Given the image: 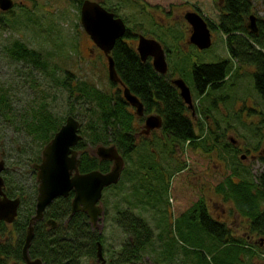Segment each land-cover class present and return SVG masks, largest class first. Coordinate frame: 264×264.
I'll return each mask as SVG.
<instances>
[{"label":"trees","instance_id":"1","mask_svg":"<svg viewBox=\"0 0 264 264\" xmlns=\"http://www.w3.org/2000/svg\"><path fill=\"white\" fill-rule=\"evenodd\" d=\"M73 1L79 8L81 0ZM254 1L258 0L221 1L216 23H209V26L217 25L212 29L222 32L230 60L224 58L216 62L193 63L191 84L195 89L201 91L208 83L210 89L220 87L229 76L231 60L234 59L239 63L238 68L254 66L251 71L253 86L264 100V15L256 17V33L245 26ZM24 8L23 13L29 19L28 8ZM105 8L119 16L112 8ZM136 38L137 28L126 26L123 36L115 40L110 54L117 75L141 100L144 112L154 111L161 116L158 135H155L157 131L148 136L139 133L143 117L135 114L117 83L109 81L111 87L101 88L100 83L80 78L70 68L62 69L59 50L42 52L28 46L19 37L4 44V54L10 60L26 64L27 102L21 111L16 110L12 98L15 94L0 81V140L5 138L4 127H13L29 143L21 141L23 143L18 150L15 148L16 154L0 143V159H4L1 171L3 191L9 197L20 198L12 224L0 221V264H20L23 261L21 248L29 219L34 214L37 193L33 164L40 161L43 146L69 114L78 116L82 121L80 139L74 146L78 152L80 172L93 169L105 172L110 168L111 161L97 157L87 149L89 145H114L124 159L118 182L102 190L105 192L117 184L126 183L129 188L127 195L130 196L129 207L115 209L116 223L126 237L118 250L113 252L109 264H146L150 262L146 249L152 244L156 246L157 250L151 248L156 254L166 252L162 262L180 254L179 264H254L253 258L258 253H264V155L259 156L261 170L252 176L248 166L237 159L238 149L229 140L222 145L224 131L222 134L218 132L215 129L217 124L210 130L202 123L193 124L190 109L170 77L154 70L151 57L143 61L140 59L134 43ZM31 65H34L33 71ZM31 76L33 80H40L41 84L35 88L34 98L29 97ZM58 85H61V90L57 92ZM61 94L62 100L68 103L65 115H61ZM209 94L212 93L206 92V96L210 97ZM217 99L215 96L214 100ZM208 102L209 99H206ZM258 114V125H253L255 130L259 124L264 125V111ZM254 133L257 134L256 131ZM186 147L203 152L223 148V153L229 155V171L216 184V190L223 199L231 202V211L247 219L246 230L241 234H236L226 221L216 217L217 213L211 214L202 196L175 217L170 214V219L159 213L160 203L169 204L167 193L171 178L185 166L174 156L179 150L181 154L185 152ZM218 153L223 160H227ZM23 160L27 169L18 166ZM22 177L28 178L29 183ZM72 195L70 192L65 197L53 199L44 209L43 218L33 223V236L28 247L30 258L38 257L42 264H89L90 259L96 261V241L102 245V234L91 227L84 212L76 211L69 216ZM101 196L100 199H103L104 194ZM131 196L138 206L140 203L144 209L157 211V232L145 217L129 209L134 204ZM166 205L165 208L171 212L170 206L167 208ZM222 212H218L220 217ZM47 219H53L56 225L51 227L46 224ZM251 238L255 240L251 241ZM163 264L169 263L165 261Z\"/></svg>","mask_w":264,"mask_h":264},{"label":"rangeland","instance_id":"2","mask_svg":"<svg viewBox=\"0 0 264 264\" xmlns=\"http://www.w3.org/2000/svg\"><path fill=\"white\" fill-rule=\"evenodd\" d=\"M15 1L17 4L12 15L8 18V24L15 25L14 29H0V81L3 85H7L11 92L15 94V97L12 98H14L13 105L16 110L21 111L26 106L27 87L25 78L27 67L23 62L10 60L4 54L3 48L4 44L9 43L15 37H19L28 46L39 49L42 52L61 51L62 69L70 68L69 70L80 78L92 79L98 85L100 83L101 88L108 89L109 86L111 87V81L108 79L105 67L106 58H101L103 63L100 59L91 61L92 57H96V53L89 54L88 46H90L91 39L81 27L79 8H77L75 1ZM98 1H101L100 3L104 7L112 8L116 14L124 19L126 25L137 28V33L147 37H154L162 45H166L171 49L165 55L168 69L173 70L175 66L176 70L174 69L171 72L173 73L172 77L176 78L182 75L189 84L191 102L196 107L192 117L193 124L199 125V123H202L207 129L211 126L216 127L217 124L218 128L216 127L215 129L221 134L224 131V135L221 137L223 143H221L224 145L225 140H228L229 137L232 138L235 142L234 147L238 149L237 159H240L243 165L248 166L252 176H256L262 166L260 162L254 160L250 155L255 152L253 146H257L258 143L263 144L264 125L259 124L257 130L254 129L253 125H258L260 115L255 110L264 111V100L261 99L253 86L251 71L254 70V66L243 65L238 68L239 63L232 59V69L228 73L229 76L226 81L218 89H207L208 92L212 93L209 94L210 97L206 96V92L205 95L200 93L201 91L195 89L191 84V65L194 61L209 63L230 58L225 48L224 36L218 30H212L211 44L207 48L199 49L194 44L186 42L188 29L185 24L186 21L182 18L184 10H190L189 4L194 3L210 17L211 21H216L219 13L216 0ZM23 6L25 7L24 9L28 8L29 19H27V14L23 13ZM169 6L173 9L167 12ZM254 6L256 13L264 15V1H254ZM81 51L85 55V59L83 57L79 59ZM87 58H89V61ZM77 59L79 60L76 61ZM61 72L63 73V71ZM112 88L115 89V86L113 85ZM215 96L218 97L217 101L214 104L210 103V99L215 98ZM62 98L61 94V115H65L68 103ZM206 99H209L208 104ZM20 107L22 108L20 109ZM75 118L80 123L82 122L78 116ZM196 128L199 129L198 127ZM255 131L257 134L254 133ZM3 133L5 138L0 140V143L8 146L13 154H16L15 148L18 150V147L22 145L23 142L21 141L29 143L28 139L20 135L19 131L13 127H4ZM158 133L159 131L155 135H158ZM8 140L13 143L8 142ZM95 147H90L89 145L87 149L94 152ZM179 151L174 157L177 161H182L185 166L171 178L167 193L169 204L160 203V208L164 209L163 211L160 209L159 213L170 219V214L175 217L180 211L188 207L192 201L202 196L211 214L223 211L220 219L226 221L236 234H241L246 230L247 219L240 216L237 212L231 211V202L223 199L222 194L216 190V184L229 171L227 169V166L230 165L229 155L226 152L223 153L224 149L203 152L200 149L186 147L185 152L182 154ZM218 152L227 160H223ZM240 154H245L247 157L239 158ZM18 166L22 169H27L25 160L18 163ZM22 178L23 180L25 179L24 177ZM28 180V178L25 179L27 182ZM128 190L126 183H120L105 192L102 191L104 198L100 199V205L103 208V212L93 228L102 234V256L106 260L109 259V261L112 260L113 252L118 250L119 245L126 237V234L117 225L114 214L116 208L129 207L130 202L128 199L130 196L127 195ZM131 198L133 199V196ZM133 203V206H130L129 209L145 217L153 230L157 232V211H152L149 208L144 209L140 206V203L138 206V202L134 201V199ZM165 205L167 208L170 206L171 212L165 208ZM254 240L255 238H251V241ZM151 248L157 250L155 244L150 245L146 249L150 260L146 264H163L165 261L169 264H179L180 254L174 258H167L162 262L161 259L166 256V252L165 254L161 252L156 254V251ZM256 256L253 261L257 264H264V253H258ZM94 261L90 259L88 263L95 264ZM97 264L102 263L98 261Z\"/></svg>","mask_w":264,"mask_h":264},{"label":"water","instance_id":"3","mask_svg":"<svg viewBox=\"0 0 264 264\" xmlns=\"http://www.w3.org/2000/svg\"><path fill=\"white\" fill-rule=\"evenodd\" d=\"M13 5L12 0H0L2 10L9 9ZM186 21L191 26L189 42L199 49L207 48L211 44V33L206 20L196 11L184 13ZM79 21L84 32L93 43L101 49L106 58L107 76L111 82L119 83L124 99L134 107L135 114H143V104L122 82L114 68L110 51L115 40L122 37L126 26L120 16L107 10L97 0H81L79 6ZM246 28L257 32L256 17L250 13L245 22ZM136 51L143 61L151 57L154 70L164 74L167 71L165 51L154 37L137 34ZM172 83L178 88L179 96L190 108L192 107L189 86L182 78H174ZM159 114H147L139 133L149 134L150 130L161 126ZM80 122L72 115H67L62 125L54 133L52 138L43 146L40 161L33 164L36 172L37 193L35 198L34 214L30 217L26 227L24 242L21 248L22 264H42L40 258H30L28 247L33 236V223L42 219L43 211L48 204L58 196H67L72 192L69 216L82 211L88 217V222L93 228L103 211L100 205V197L104 187L118 181L124 166V159L114 145H97L94 153L97 157L111 161L110 168L102 172L98 169L80 172L78 169V152L74 148L80 139ZM243 157V156H242ZM4 168V160L0 159V220L7 223L13 221L20 203L19 197H7L3 191L4 180L1 171ZM50 226L55 225L53 219H47ZM96 261L104 263L101 243L96 241Z\"/></svg>","mask_w":264,"mask_h":264},{"label":"flooded vegetation","instance_id":"4","mask_svg":"<svg viewBox=\"0 0 264 264\" xmlns=\"http://www.w3.org/2000/svg\"><path fill=\"white\" fill-rule=\"evenodd\" d=\"M13 1V5L9 8V9H6V10H2L1 8H0V29H4V28H6V29H14V27H15V25H9L8 24V18H9V16H11L12 15V12H13V10H14V7L16 6V4H17V2L15 1V0H12ZM98 1V0H97ZM221 1L222 0H216V4H217V6H220L221 5ZM264 0H261V2H263ZM98 2H100V1H98ZM190 5V10H186V11H196V12H198L205 20H206V22H207V24H208V27H209V29H210V33H212V30H216V28H213L212 29V27L213 26H216L217 27V25H212V27L210 28V26H209V23H211V24H215L216 23V21H211V19H209L210 17L209 16H207V14L204 12V11H201L200 10V8L196 5V4H194V3H190L189 4ZM172 7L171 6H169L168 7V9H167V12H170V11H172ZM255 9V6H254V8H253V11L252 12H250V13H252V14H254L255 15V17H257V15H259L258 13H256V11L254 10ZM185 10H184V12H183V14H182V18L186 21V19H185V17H184V13L186 12ZM123 19V18H122ZM123 22H124V19H123ZM125 23V22H124ZM186 25H187V29H188V36L186 37V42H188L189 43V40H188V38H189V35H190V32H191V26L189 25V23L186 21V23H185ZM257 25V24H256ZM125 26H129V25H126L125 24ZM169 26H172V25H169ZM137 34H139V33H137ZM136 41H137V38H136ZM92 42V43H91ZM191 43V42H190ZM91 46H92V48H91ZM163 46V48H164V51H165V55H167L168 54V52H170V48L168 47V46H166V45H162ZM167 47L168 49L166 50V48L165 47ZM88 48H89V54H95L96 53V57H92V60L91 61H93V60H96V59H100L101 61H102V57H105L104 56V54H103V52L101 51V49L99 48V47H97L94 43H93V41L92 40H90V46H88ZM226 48V47H225ZM79 57H83V59H85V55H83V53H82V51H81V54H79ZM166 57V56H165ZM88 59V61H89V58H87ZM226 59V58H225ZM230 59V58H229ZM165 60H166V58H165ZM152 63V62H151ZM167 63V62H166ZM193 63H197L196 61H194ZM192 63V64H193ZM191 68H192V65H191ZM174 69L176 70V68H175V66H174ZM173 69V70H174ZM34 70V65H31V71H33ZM59 70H61L60 68H59ZM173 70H169L168 69V63H167V71L164 73L165 75L167 74L169 77H170V80H171V82H172V80L174 79L173 77H172V75H173V73H171V72H173ZM32 77L33 76H31V80H32V84L30 83V84H28V86H29V88H30V93H31V95L29 96V97H32V98H34V92H35V88H39L40 87V80H33L32 79ZM59 78H61V74H59ZM176 78H179V76L178 77H176ZM180 78H184V77H182L181 75H180ZM185 82H186V84L187 85H189L188 84V82L185 80V79H183ZM114 83V82H113ZM118 85H119V88L121 89V86H120V84L119 83H117ZM173 84V83H172ZM174 85V84H173ZM175 86V85H174ZM209 86H210V83H208L207 85H205V86H203V88L201 89V92L200 93H202V94H204L205 95V92H208L207 91V89L209 88ZM42 87V86H41ZM176 87V86H175ZM43 88V87H42ZM47 88H48V83H47ZM177 88V87H176ZM219 88V87H218ZM217 88V89H218ZM44 89V88H43ZM178 89V88H177ZM58 90L60 91L61 90V85H58L57 86V92H58ZM122 91V90H121ZM178 92H179V90H178ZM46 97H48V96H46ZM140 100V99H139ZM141 101V100H140ZM213 101V102H212ZM217 100H214V98L213 99H211L210 100V103H214V102H216ZM184 102V101H183ZM128 103V102H127ZM185 103V102H184ZM129 104V103H128ZM143 104V103H142ZM257 104V103H256ZM130 105V104H129ZM130 107L132 108L133 106H131L130 105ZM258 107V106H257ZM189 108V107H188ZM194 108H195V110H196V107H194L193 106V104H192V107L191 108H189L190 110V114H191V118L193 117V114H194ZM259 108V110H261V108L260 107H258ZM134 109V108H133ZM256 111V113H258V112H261V111H258V110H255ZM150 113H153V114H158L157 112H154V111H152V112H150ZM150 113H145L144 112V106H143V114L141 115L142 117H143V123H144V116L145 115H147V114H150ZM137 115V114H136ZM139 116V115H138ZM192 121H193V119H192ZM143 123H142V126H143ZM61 126V125H60ZM142 128V127H141ZM160 128V127H159ZM159 128H156V129H152V130H150V132H149V134H147L146 136H148V135H150L151 133H152V131H158L159 130ZM145 135V134H144ZM228 140L230 141V143H231V145L234 147L235 146V142L233 141V139L232 138H228ZM223 145V144H222ZM257 147H258V149H257ZM221 149H223V148H221ZM253 149H255V152H252V154L250 155L252 158H254V160H256V161H258L259 162V156H262V155H264V139H263V144L261 145L260 143H258L257 144V146H253ZM242 156H243V158H246L247 157V155H245V154H240L239 155V157L240 158H242ZM4 160V159H3ZM36 173V172H35ZM5 193V192H4ZM5 195L7 196V197H9L6 193H5ZM10 198H13V197H10ZM216 215V214H215ZM223 215V214H222ZM43 216H44V211H43ZM219 217V218H221L220 216H221V214L220 213H217V215H216V217ZM14 220V219H13ZM0 221H3V220H0ZM4 223H6V224H8V225H11L12 224V222L13 221H11V222H9V223H7V222H5V221H3ZM46 224H48V223H46ZM48 225H50V224H48ZM55 225H56V223H55ZM54 225V226H55ZM53 226V227H54ZM52 227V226H51ZM12 231H14L13 229H12ZM261 243H262V241H261ZM23 260V259H22ZM111 261V260H110ZM109 259H105V261H104V263L103 264H109ZM23 263V261L22 262H20V264H22ZM94 263L95 264H97V261H94ZM100 263V262H99ZM10 264H13V263H10ZM254 264H257V263H255L254 262ZM260 264H262V263H260Z\"/></svg>","mask_w":264,"mask_h":264}]
</instances>
